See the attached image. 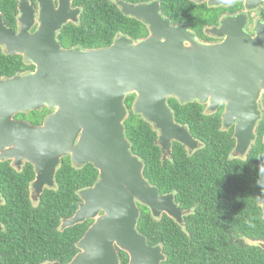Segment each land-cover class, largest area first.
Listing matches in <instances>:
<instances>
[{
    "label": "water",
    "instance_id": "obj_1",
    "mask_svg": "<svg viewBox=\"0 0 264 264\" xmlns=\"http://www.w3.org/2000/svg\"><path fill=\"white\" fill-rule=\"evenodd\" d=\"M37 2L38 19L29 0H19L18 35L6 27L0 13V43L10 53L24 52L34 66L25 75L0 80V161L34 164L36 197L45 186L54 185L63 157L98 170V181L80 191L79 209L62 222L69 227L93 220L77 242L79 252L65 264H119V250L128 254L129 264H161V246L148 244L137 230L138 203L154 217L166 213L182 222L183 213L172 193L160 194L144 178L143 163L131 152L125 135V98L135 95L134 111L159 129L158 143L168 155L175 141L190 149L196 143L175 122L168 98L198 101L212 112L224 106L223 125H234L236 153L244 154L261 119L259 103L264 110V21L249 35L242 23L226 19L213 30L224 39L208 43L185 25H172L161 14L159 1H120L124 14L148 26L145 38L121 36L106 47L62 49L56 32L77 20L80 9L71 7L72 0H58V7L53 0ZM261 4L264 0H247L248 8ZM36 22L37 30L30 33ZM233 24L237 29L230 28ZM43 107L52 112L40 125L13 119L16 113ZM259 244L264 249V242Z\"/></svg>",
    "mask_w": 264,
    "mask_h": 264
},
{
    "label": "trees",
    "instance_id": "obj_2",
    "mask_svg": "<svg viewBox=\"0 0 264 264\" xmlns=\"http://www.w3.org/2000/svg\"><path fill=\"white\" fill-rule=\"evenodd\" d=\"M124 1H159L160 12L172 24L197 30L207 23L200 15L212 10L195 0ZM18 2L0 0L7 25L17 23ZM73 4L81 13L79 22L62 29L68 44L106 47L117 35L139 38L146 34L145 24L125 15L113 0H73ZM18 68L19 64H12L10 70L15 73ZM11 72L0 58V74ZM134 101V94L125 98L124 127L131 152L142 161L148 183L160 194L172 193L185 212L179 223L166 213L154 217L147 206L138 203L137 230L148 244L161 246L165 256L161 264H264V249L259 244L264 242V188L257 182L264 167V117L259 121L256 143L246 155L236 157L231 153L235 144L232 131L222 124V108L203 112L205 104L198 101L182 103L168 98L175 122L186 125L202 147L188 153L175 141L171 157L162 159L157 132L134 111ZM46 112L49 109L31 111V119L40 123ZM207 170H213L219 181H210ZM34 178L32 165L18 171L0 164V264H65L79 252L77 242L90 220L69 227L62 222L79 209L80 191L98 181V170L90 163L78 166L69 156L63 157L54 185L44 189L36 201L31 194ZM118 255L119 264H129L125 251L119 250Z\"/></svg>",
    "mask_w": 264,
    "mask_h": 264
},
{
    "label": "flooded vegetation",
    "instance_id": "obj_3",
    "mask_svg": "<svg viewBox=\"0 0 264 264\" xmlns=\"http://www.w3.org/2000/svg\"><path fill=\"white\" fill-rule=\"evenodd\" d=\"M113 1L121 8V5L119 4V2L120 1H124V0H113ZM29 2L33 5V8L35 10V16L38 19V14H39L40 8H39V4H38L37 0H34V1L33 0H29ZM125 2H127V1H125ZM196 2L200 3V4H204L205 6H209L212 9L211 12H207L206 13L207 16L205 18H207V19H205V20L207 21V23H204L205 25L201 26L200 30H197V29H195L194 27H192L190 25L189 26H187L185 24H179V25H185L189 30H191L195 34V36H196V38L198 40L203 41V42L214 43V42L222 41L224 39V37H220V36L214 34L213 30L220 28L222 26V22L225 21L226 19H233L234 22L242 23L241 27L249 35H253L254 29H255L258 21H264V4H261V5L255 7V8H248L247 7V0H234L230 4H219V5H210L209 4V0H200L199 2L198 1H196ZM53 3L55 4L56 7H58V0H53ZM128 3H130V2H128ZM131 4H139V3H131ZM71 7L80 9V12L77 15V20H75V21L74 20H69L65 24L62 25L61 29L56 32V40H57V42H59L60 47L62 49H76V48H80L82 50L93 49V48L83 47L81 45H74V44L71 45V44L67 43L68 42L66 40L67 37L63 35L62 29H63V27L66 24L79 22L80 13H81V8L79 6H75L73 4V0L71 2ZM121 10H122V8H121ZM128 16H131V15H128ZM132 17H134V16H132ZM18 18H19V16H18ZM18 18H17V23L14 26H10V25H7L5 23L6 27L8 29L12 30L16 35H18L20 33L21 29H22V26L18 23ZM134 18H136V17H134ZM137 20H139V19H137ZM139 21H141V20H139ZM141 22H143V21H141ZM172 25H174V24H172ZM237 27H238V25H235V24L230 25L231 29H237ZM37 28H38V22H36L31 27L29 32L30 33H34L37 30ZM145 28H146V34L141 36V37H139V38L127 37L125 35H120V36L117 35V37L115 39H117L118 37H121V36H125V37H127L128 39H130L132 41H137L139 39H143L149 34V28H148V26L146 24H145ZM94 48H101V47H94ZM0 58H3V59L6 60V64H7L8 68H9V72H11L10 67H11L12 64H19V68L16 70L15 73L11 72V73L0 74V80H6V79H9V78H11L13 76H17V75H25V74H27V73H29V72L34 70V66L32 65V63L30 61L27 60L24 52L17 51L15 53H10L8 46L6 44H4V43H0ZM10 59H13V60L11 61ZM26 65L28 67H26ZM30 66H33V67L31 68ZM221 108H222V112H221V117H222V114H223V112L225 110V107L224 106H220L218 109H221ZM259 108L261 109V118H263L264 117V110H262L261 103H259ZM45 109H48V108L43 107V108H41L39 110L40 111H44ZM171 111H172V109H171ZM207 111L212 112L208 108L207 105H204L203 112H207ZM51 112L52 111L49 109V112L45 113V115H44V117H43V119L41 120L40 123L33 122L34 120L31 119V115H30L31 111L16 113L15 115H13V119L17 120V121H27V122H29V123H31L33 125H40V124L43 123V121L47 118V116ZM172 113H173V111H172ZM222 124H223V121H222ZM151 125L154 127V129L157 132V136L159 137V135H160L159 129L156 128V126L153 123H151ZM258 125H259V122L257 123L256 128L254 130L255 138L250 143L247 151L244 154L236 153V149H235L236 139H235V137H233L234 141H235V144H234L233 150L231 152L232 155H234L236 157H242V156L246 155V153L253 147V145L258 140V136H257ZM181 126H184L187 129V131L192 135L193 139L196 141L195 146L193 148H191V149H190L189 146H185V145L182 144L184 146V149L188 153H192L195 150L201 148L202 147V143L199 142V140L193 136V134L189 131V128L186 125H181ZM228 129L232 131V136H233L234 125H232ZM262 140H263V143H264V134H263ZM157 143H158V138H157ZM173 144H174V142H173ZM173 144H172V146H173ZM160 148H161V146H160ZM161 153H162V159H166L167 157H171V155H168L166 152L163 153V151H161ZM171 154H172V151H171ZM5 163L9 164L10 166H12L14 169H16L18 171L24 170L27 167V164H29V165L33 166L34 171H35V165L30 163V162H28L27 160H22L19 164L15 163L14 159H5L3 161H0V164H5ZM78 166H80V165H78ZM219 171H220V168H218V173H219ZM206 172L211 177V178H209L210 181H215V182L219 181V177L218 176H214L215 174L213 173V170H207ZM188 180L190 182H192L194 186H196V184L193 182L191 177H189ZM33 181L34 180H32V182H31V194H32L33 200L36 201L39 198V196L36 197L35 195H33V191H34L33 187H32ZM47 187H49V186H45L44 189H46ZM262 201H263L262 202V208L264 210V199H262ZM181 211H182L183 214H185V212L182 209H181ZM100 214H103V212H101ZM183 214H182V220H183ZM87 220H90V222H89V224L87 226L89 228V226L93 223V220L92 219H87ZM0 225H1V223H0ZM1 228H2V225H1ZM47 264H49V263H47Z\"/></svg>",
    "mask_w": 264,
    "mask_h": 264
},
{
    "label": "clouds",
    "instance_id": "obj_4",
    "mask_svg": "<svg viewBox=\"0 0 264 264\" xmlns=\"http://www.w3.org/2000/svg\"><path fill=\"white\" fill-rule=\"evenodd\" d=\"M257 182L264 188V167L260 168V179Z\"/></svg>",
    "mask_w": 264,
    "mask_h": 264
},
{
    "label": "rangeland",
    "instance_id": "obj_5",
    "mask_svg": "<svg viewBox=\"0 0 264 264\" xmlns=\"http://www.w3.org/2000/svg\"><path fill=\"white\" fill-rule=\"evenodd\" d=\"M262 11V10H261ZM207 12H211V10L210 11H207ZM207 12H204L203 14L202 13H200V14H202V15H200V18L202 19L203 17H206L207 16ZM67 39H69V37H67ZM32 118V117H31ZM34 119L36 118V117H33Z\"/></svg>",
    "mask_w": 264,
    "mask_h": 264
}]
</instances>
